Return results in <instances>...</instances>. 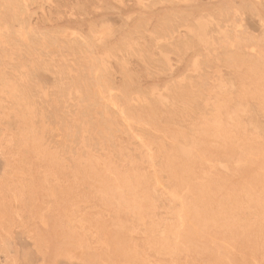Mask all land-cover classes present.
<instances>
[{"label":"rangeland","instance_id":"obj_1","mask_svg":"<svg viewBox=\"0 0 264 264\" xmlns=\"http://www.w3.org/2000/svg\"><path fill=\"white\" fill-rule=\"evenodd\" d=\"M0 18V264H264L247 207L264 198V0H0ZM143 144L157 168L200 149L205 194L114 178L150 174Z\"/></svg>","mask_w":264,"mask_h":264},{"label":"bare ground","instance_id":"obj_2","mask_svg":"<svg viewBox=\"0 0 264 264\" xmlns=\"http://www.w3.org/2000/svg\"><path fill=\"white\" fill-rule=\"evenodd\" d=\"M3 5V4H2ZM4 6V5H3ZM6 6V5H5ZM17 10V9H16ZM15 10V11H16ZM6 15H7V13H5ZM16 14V13H15ZM3 17H4V15H3ZM2 18V17H1ZM0 18V19H1ZM1 22H3L2 20H1ZM0 26H2V25H0ZM5 27V26H4ZM17 37V36H16ZM32 41V40H31ZM0 52H2L1 50H0ZM32 52H34V50L32 51ZM3 53V52H2ZM6 57V56H5ZM0 59H1V57H0ZM15 86V85H14ZM17 86V85H16ZM237 88H239V87H237ZM254 88V87H253ZM264 89V88H263ZM23 90H26V89H23ZM204 90V89H203ZM237 90V89H236ZM242 90V89H241ZM257 90V89H256ZM15 91V90H14ZM205 91V90H204ZM239 91V90H238ZM17 92V91H16ZM262 92V91H261ZM10 94V93H9ZM23 94V93H22ZM30 94H31V92H30ZM175 95H177V94H175ZM193 94L191 93V95L190 96H192ZM197 96V95H196ZM216 96V95H215ZM217 97V96H216ZM199 98V97H198ZM201 98V97H200ZM226 98V97H225ZM109 99V98H108ZM181 99V98H180ZM210 99V98H209ZM112 100V99H111ZM108 101V100H107ZM175 101V100H174ZM184 101H185V99H184ZM189 101V100H188ZM206 101V100H205ZM238 101V100H237ZM100 102V101H99ZM113 102V101H112ZM124 102V101H123ZM183 102V101H182ZM187 102V101H186ZM214 102V101H213ZM240 102V101H239ZM23 103V102H22ZM97 103V102H96ZM108 103V102H107ZM117 103V102H116ZM184 103V102H183ZM196 103V102H195ZM27 104H29V103H27ZM57 104V103H56ZM66 104V103H65ZM69 104V103H68ZM86 104V103H85ZM198 104V103H197ZM205 104H206V102H205ZM247 104V103H246ZM11 105V104H10ZM31 105V104H30ZM33 105V104H32ZM92 105H94L93 103H92ZM110 105V104H109ZM149 105V104H148ZM192 105V104H191ZM24 106V105H23ZM98 106V105H97ZM113 106V105H112ZM136 106V105H135ZM188 106V105H187ZM232 106V105H231ZM12 107V106H11ZM25 107V106H24ZM75 107H77V106H75ZM92 107V106H91ZM101 107V106H100ZM111 107V106H110ZM233 107V106H232ZM262 107V106H261ZM260 107V108H261ZM68 108H70V107H68ZM73 108H74V106H73ZM102 108V107H101ZM60 109V108H59ZM92 109V108H91ZM142 109V111L145 113V114H152V112L150 111V110H153L154 108L153 107H150L148 110V112H150V113H147L146 111V109H144L143 107L141 108ZM169 109V108H168ZM202 109V108H201ZM16 110V109H15ZM25 110H27V109H25ZM88 110H89V108H88ZM94 110V109H93ZM97 110V109H96ZM108 110V109H107ZM146 110V111H145ZM247 110V109H246ZM261 110V109H260ZM259 110V111H260ZM12 111V110H11ZM101 111H103V110H101ZM130 111H131V105L129 104V102H125V104H124V106L122 107V109H121V112H122V115H123V122L126 124V127H127V129L130 131L131 130V132L133 133V131H132V123L134 124V123H138V122H142L143 121V117L142 116H132V115H130ZM17 112V111H16ZM55 112V111H54ZM22 113V112H21ZM95 113V112H94ZM94 113H93V115H94ZM109 113V112H108ZM111 113V112H110ZM244 113V112H243ZM260 113V112H259ZM34 114V113H33ZM99 114V113H98ZM245 114V113H244ZM262 114H263V112H262ZM12 115H14L13 113H12ZM100 115V114H99ZM105 115V114H104ZM110 115H112V113L110 114ZM8 116V115H7ZM65 116V115H64ZM83 116V115H82ZM108 116H109V114H108ZM148 116V115H147ZM239 116V115H238ZM110 117V116H109ZM154 117V116H153ZM70 118V117H69ZM82 118V117H81ZM91 118V117H90ZM209 118H211V117H209ZM208 118V119H209ZM246 118V117H245ZM32 119V118H31ZM75 119V118H74ZM111 119V118H110ZM170 119V118H169ZM176 119V118H175ZM184 119V118H183ZM203 119V118H202ZM235 120H236V117L234 118ZM79 120V119H78ZM168 120V119H167ZM173 120V119H172ZM255 120V119H254ZM82 121H83V119H82ZM95 121V120H94ZM148 121H149V118H148ZM169 121V120H168ZM80 122V121H79ZM103 122V121H102ZM101 122V123H102ZM26 123V122H25ZM97 123V122H96ZM117 123V122H116ZM183 123V122H182ZM243 123V122H242ZM90 124V123H89ZM97 124H100V122H98ZM111 124V123H110ZM22 125H23V123H22ZM27 125H30V124H26V126ZM62 125V124H61ZM67 125L69 126V123H67ZM137 125V124H136ZM163 125H166V124H163ZM232 125V124H231ZM88 126V125H87ZM95 126V125H94ZM112 126V125H111ZM167 126V125H166ZM170 126V125H169ZM24 127V126H23ZM79 127V126H78ZM258 127V126H257ZM67 128V127H66ZM69 128V127H68ZM71 128V127H70ZM83 128V127H82ZM88 128H90V127H88ZM95 128H96V126H95ZM99 128V127H98ZM135 128V127H134ZM255 128V127H254ZM104 129V128H103ZM108 129V128H107ZM117 129V128H116ZM29 130V129H28ZM91 130H92V128H91ZM94 130V129H93ZM123 130V129H122ZM139 130V129H138ZM182 130V129H181ZM255 130V129H254ZM53 131V130H52ZM76 131V130H75ZM103 131V130H102ZM108 131V130H107ZM83 132V131H82ZM89 132V131H88ZM93 132V131H92ZM134 132H135V130H134ZM28 133V132H27ZM43 133V132H42ZM41 133V134H42ZM109 133V132H108ZM115 133H117V132H115ZM121 133V132H120ZM187 133V132H186ZM205 133H206V131H205ZM29 134V133H28ZM36 134V133H35ZM87 134V133H86ZM93 134V133H92ZM112 134V133H111ZM30 135V134H29ZM83 135V134H82ZM91 135V134H90ZM99 135V134H98ZM124 135V134H123ZM137 135H138V133H137ZM141 135V134H140ZM173 135L174 134H172L171 136L173 137ZM78 136H80V135H78ZM107 136V135H106ZM121 136V135H120ZM119 136V137H120ZM125 136V135H124ZM146 136V135H145ZM108 137V136H107ZM127 137V136H126ZM150 137V136H149ZM259 137H260V135H259ZM33 138V137H32ZM97 138H99L98 136H97ZM109 138V137H108ZM222 138V137H221ZM258 138V137H257ZM12 139V138H11ZM34 139V138H33ZM112 139V138H111ZM13 140V139H12ZM26 140H28L29 141V139H26ZM37 140H40V139H37ZM98 140V139H97ZM100 140V139H99ZM106 140V139H105ZM119 140V139H118ZM126 140V139H125ZM129 140V139H128ZM142 140V139H141ZM140 140V141H141ZM146 140V139H145ZM149 140V139H148ZM163 140V139H162ZM264 140V139H263ZM14 141V140H13ZM42 141V140H41ZM109 141V140H108ZM111 141V140H110ZM117 141V140H116ZM121 141V140H120ZM150 141H151V139H150ZM153 141V140H152ZM164 141V140H163ZM229 141V140H228ZM261 141V140H260ZM99 142V141H98ZM105 142V141H104ZM123 142V141H122ZM129 142H131V141H129ZM205 142V141H204ZM263 142V141H262ZM14 143V142H13ZM18 143V142H17ZM106 143V142H105ZM105 143L103 144L104 146H105ZM145 143H147V142H145ZM152 143H154V142H152ZM203 143V142H202ZM212 143H213V141H212ZM217 143V142H216ZM264 143V142H263ZM101 144H102V142H101ZM108 144V143H107ZM113 144V143H112ZM119 144H120V142H119ZM156 144V143H155ZM159 144V143H158ZM162 144H163V142H162ZM172 144V143H171ZM174 144V143H173ZM188 144V143H187ZM24 145V144H23ZM152 145V144H151ZM220 145V144H219ZM226 145V144H225ZM249 145V144H248ZM159 146H160V144H159ZM201 146V145H200ZM222 146V145H221ZM31 147H33V146H31ZM113 147V146H112ZM143 147L145 148V150H146V155H145V157H146V159H148V161L151 163L150 165H151V168H152V170L150 171V174H148L147 173V175H144V174H133V175H129V174H126V173H117V174H115L114 173V178H116L117 180H121V181H124V182H128L129 180H135V181H140V182H151L152 184H154V186L156 185L157 187L158 186H160V187H164V189H165V192L168 194V195H170L172 198H177V197H179L180 196V194L177 192V190H175V186H177V185H181V186H186L187 187V189H188V191H191V192H193V190H194V192H195V194L197 195V196H200L201 197V194L203 195V194H205V191H204V188H203V184H201V171L199 172V173H197V171H196V166H195V164L193 163V161L196 159V158H199V159H201V150L200 149H192V150H185L184 151V154L186 155V160H187V162L186 163H184V164H180V163H178V161H176V155H177V153H176V151H175V149H171L170 150V152H169V154H168V156H167V162H166V164L164 165V166H162V167H160V168H157V166L155 165V163H154V161H155V157H154V154H152V152H151V149L146 145V144H143ZM152 147V146H151ZM185 147V146H184ZM197 147V146H196ZM239 147H241V146H239ZM27 148V147H26ZM138 148V147H137ZM158 148V147H157ZM168 148V147H167ZM187 148H189V147H187ZM223 148V147H222ZM16 149V148H15ZM20 149V148H19ZM109 149H111V148H109ZM166 149V148H165ZM180 149V148H179ZM185 149H186V147H185ZM112 150V149H111ZM157 150V149H156ZM87 151H89L90 152V150H87ZM114 151V150H113ZM127 151V150H126ZM139 151V150H138ZM164 151V150H163ZM166 151H169V150H167L166 149ZM52 152V151H51ZM95 152V151H94ZM115 152V151H114ZM118 152V151H117ZM140 152V151H139ZM183 152V151H182ZM91 153H92V151H91ZM95 153H98V152H95ZM104 153H106V152H104ZM112 153V152H111ZM124 153V152H123ZM125 153H127V152H125ZM168 153V152H167ZM238 153V152H237ZM142 155H143V152L141 153ZM160 154V153H159ZM183 154V155H184ZM248 154V153H247ZM36 155H37V153H36ZM129 155V154H128ZM141 155V156H142ZM74 156H76V155H74ZM80 156V155H79ZM81 156H83V154L81 155ZM81 156H80V158H81ZM109 156H111V155H109ZM113 156H115V155H113ZM124 156V155H123ZM159 156V155H158ZM21 157V156H20ZM100 157V156H99ZM161 157V156H160ZM229 157H230V155H229ZM264 157V156H263ZM40 158V157H39ZM85 158V157H84ZM108 158V157H107ZM118 158H119V156H118ZM124 158V157H123ZM232 158V157H231ZM79 159V158H78ZM96 159V158H95ZM94 159V160H95ZM115 159H117V158H115ZM127 159V158H126ZM126 159L123 161L124 163H125V161H126ZM130 159V158H129ZM145 159V160H146ZM102 160H104V159H102ZM157 160V159H156ZM87 161V160H86ZM88 161H89V158H88ZM93 161V160H92ZM115 161V160H114ZM79 162H81V161H79ZM84 162V161H83ZM82 162V163H83ZM89 162H91V161H89ZM95 162V161H94ZM98 162V161H97ZM104 162H105V160H104ZM103 162V164H105ZM161 162H162V160H161ZM164 162V161H163ZM108 163V162H107ZM111 163V162H110ZM244 163V162H243ZM5 164V163H4ZM81 164V163H80ZM90 164V163H89ZM89 164H87V165H89ZM96 164H98V163H96ZM109 164V163H108ZM119 164V163H118ZM129 164V163H128ZM137 164V163H136ZM148 164V163H147ZM228 164V163H227ZM245 165H246V163H244ZM83 165V164H82ZM92 165H94V164H92ZM149 165V164H148ZM149 165V166H150ZM157 165H161V163L160 164H157ZM179 165V166H178ZM236 165V164H235ZM95 166V165H94ZM123 166H126V165H123ZM81 167V166H80ZM79 167V168H80ZM90 167V166H89ZM113 167V166H112ZM120 167H121V165H120ZM127 167V166H126ZM230 167V166H229ZM240 167H242V166H240ZM82 168V167H81ZM91 168V167H90ZM97 168V167H96ZM103 168H104V166H103ZM149 168V167H148ZM61 169H63V168H61ZM113 169V168H112ZM121 169V168H120ZM128 169V168H127ZM134 169H135V167H134ZM138 169V168H137ZM212 169V168H211ZM211 169H209V171L211 170ZM93 170V169H92ZM133 170V169H132ZM81 171V170H80ZM89 171V170H88ZM72 172H73V170H72ZM74 172H76V171H74ZM78 172V171H77ZM110 172H111V170H110ZM121 172V171H120ZM211 172V171H210ZM88 173V172H87ZM92 173H93V171H92ZM97 173V172H96ZM130 173V172H129ZM136 173V172H135ZM75 174V173H74ZM100 174V173H99ZM131 174V173H130ZM50 175V174H49ZM73 175V174H72ZM103 175V174H102ZM110 175V174H109ZM109 175H107V176H109ZM73 178V177H72ZM80 178H82V177H80ZM105 178V177H104ZM79 180V179H78ZM98 180V179H97ZM108 180V179H107ZM46 181H47V179H46ZM95 181V180H94ZM104 181H105V179H104ZM113 181V180H112ZM115 181V180H114ZM120 181V182H121ZM76 182H77V180H76ZM83 182V181H82ZM119 182V183H120ZM203 182V181H202ZM72 183V182H71ZM90 183V182H89ZM97 183V182H96ZM107 183V182H106ZM110 183V182H109ZM46 184V183H45ZM108 184V183H107ZM107 184H106V186H107ZM117 184V183H116ZM93 185V184H92ZM114 185V184H113ZM132 185V184H131ZM98 186V185H97ZM105 186V185H104ZM118 186V185H117ZM127 186H129V185H127ZM92 187V186H91ZM99 187V186H98ZM113 187V186H112ZM134 187V186H133ZM143 187V186H142ZM82 188H84V187H82ZM82 188H81V190H82ZM85 189V188H84ZM101 189H102V187H101ZM126 189V188H125ZM136 189V188H135ZM159 189V188H158ZM163 189V188H162ZM89 190V189H88ZM91 190H94V189H91ZM181 190V189H180ZM124 191V190H123ZM74 192V191H73ZM84 192V191H83ZM86 192V191H85ZM94 192H96L95 190H94ZM138 192V191H137ZM164 192V191H163ZM193 192V193H194ZM82 193V192H81ZM96 193H98V192H96ZM100 193V192H99ZM103 193V192H102ZM160 193V192H159ZM76 194V193H75ZM78 194V193H77ZM107 194V193H106ZM138 194H139V192H138ZM248 194V193H247ZM80 195V194H79ZM121 195V194H120ZM128 194H126V196H127ZM131 195H133V194H130V196ZM164 195H165V193H164ZM233 195V194H232ZM74 196V195H73ZM99 196V195H98ZM135 196V195H134ZM142 196V195H141ZM141 196H140V199H141ZM160 196V195H159ZM161 196H162V193H161ZM111 197V196H110ZM116 197H118V196H116ZM123 197V196H122ZM128 197V196H127ZM76 198V197H75ZM78 198V197H77ZM109 198V197H108ZM114 198V197H113ZM137 198V197H136ZM153 198V197H152ZM166 198V197H165ZM172 198H170V199H172ZM232 198V197H231ZM99 199H100V197H99ZM123 199H124V197H123ZM123 199H122V201H123ZM138 199V198H137ZM144 199V198H143ZM163 199V198H162ZM93 200V199H92ZM133 200V199H132ZM80 201V200H79ZM84 201H86V200H84ZM99 201V200H98ZM97 201V202H98ZM125 201V200H124ZM139 201V200H138ZM167 201H168V199H167ZM180 201V200H179ZM87 202V201H86ZM90 202V201H89ZM92 202V201H91ZM103 202H105V200H103ZM130 202V201H129ZM150 202V201H149ZM249 204L247 205V207H249L250 208V206L251 205H255V207H261L262 209V211L260 212V213H255V215L253 216L254 218L256 217V221H249V227H248V230H249V232H253V231H258V232H260L261 233V235H262V237H263V240H264V198H250L248 201H247ZM99 203H100V201H99ZM113 203V202H112ZM120 203H121V201H120ZM136 203H138V202H136ZM153 203V202H152ZM161 203V202H160ZM180 203V202H179ZM93 204V203H92ZM105 204V203H104ZM135 204V203H134ZM163 204V203H162ZM169 204V203H168ZM89 205H90V203H89ZM119 205V204H118ZM128 205V204H127ZM136 205V204H135ZM140 205V204H139ZM167 205V204H166ZM160 206H162L161 204H160ZM168 206V205H167ZM170 206V205H169ZM188 206V205H187ZM133 207V206H132ZM140 207V206H139ZM175 207H176V205H175ZM189 207V206H188ZM127 208V207H126ZM156 208V207H155ZM162 208V207H161ZM75 209V208H74ZM86 209V208H85ZM128 209V208H127ZM126 209V210H127ZM151 209H152V207H151ZM172 209H174V208H172ZM77 210V209H76ZM112 210V209H111ZM124 210V209H123ZM132 210V209H131ZM162 210V209H161ZM160 210V208H159V211H161ZM114 211V210H113ZM125 211V210H124ZM117 212V211H116ZM127 212V211H126ZM136 212V211H135ZM170 212V211H169ZM252 212V211H251ZM112 213V212H111ZM114 213H115V211H114ZM120 213V212H119ZM132 213V212H131ZM161 214H163L162 212H160ZM172 213V212H171ZM176 213V212H175ZM174 213V214H175ZM184 213H185V211H184ZM248 213V212H247ZM125 214V213H124ZM145 214V213H144ZM169 214V213H168ZM72 215V214H71ZM137 215V214H136ZM186 216H187V214H185ZM214 215V214H213ZM249 215V214H248ZM115 216H117V215H115ZM109 217H111V216H109ZM171 217V216H170ZM177 217H178V215H177ZM176 217V218H177ZM252 217V218H253ZM66 218V217H65ZM85 218V217H84ZM90 218V217H89ZM112 218V217H111ZM251 218V219H252ZM92 219V218H91ZM113 219V218H112ZM138 220H139V218H137ZM141 219V218H140ZM178 219V218H177ZM114 220H116V219H114ZM129 220V219H128ZM188 220V219H187ZM202 220V219H201ZM118 221V220H117ZM123 222H125L124 221V219L122 220ZM121 221V222H122ZM137 221V220H136ZM189 222V221H188ZM195 222V221H194ZM95 223V222H94ZM110 223V222H109ZM161 223H162V221H161ZM198 223V222H197ZM101 224V223H100ZM124 223H122V224H120V225H123ZM136 224V223H135ZM144 224V223H143ZM157 224V223H156ZM186 224V223H185ZM255 224V225H254ZM88 225V224H87ZM102 225V224H101ZM117 225V224H116ZM126 226H127V224H125ZM130 225V224H129ZM140 225V224H139ZM153 225V224H152ZM160 225V224H159ZM162 225V224H161ZM178 225V224H177ZM187 225V224H186ZM202 225V224H201ZM254 225V228L252 227ZM99 226V225H98ZM115 226V225H114ZM124 226V225H123ZM179 226V225H178ZM101 227H104V226H101ZM120 227V226H119ZM172 227V226H171ZM74 228V227H73ZM99 228V227H98ZM127 228V227H126ZM129 228V227H128ZM127 228V229H128ZM141 228H143V226L141 227ZM158 228V227H157ZM175 228V227H174ZM173 228V229H174ZM240 228V227H239ZM135 230H136V228H134ZM159 229V228H158ZM162 229H164V231L166 230L165 228H162ZM180 229V228H179ZM75 230V229H74ZM96 230V229H95ZM104 230V229H103ZM102 230V231H103ZM181 230V229H180ZM188 230V229H187ZM94 231V230H93ZM99 231H101V230H99ZM145 231V230H144ZM174 231V230H173ZM177 231V230H176ZM189 231V230H188ZM243 231V230H242ZM97 232V231H96ZM103 233V232H102ZM149 233V232H148ZM167 233V232H166ZM177 233V232H176ZM195 233V232H194ZM209 233V232H208ZM104 234V233H103ZM187 234V233H186ZM210 234V233H209ZM213 235V234H212ZM103 236V235H102ZM143 236V235H142ZM176 236V235H175ZM192 236V235H191ZM199 236V235H198ZM129 237V236H128ZM177 237V236H176ZM200 237V236H199ZM209 237V236H208ZM181 238V237H180ZM197 238V237H196ZM210 238V237H209ZM208 238V239H209ZM154 239V238H153ZM159 239V238H158ZM185 239V238H184ZM200 239V238H199ZM187 240V239H186ZM200 240H202V239H200ZM212 240V239H211ZM208 241V240H207ZM203 242V241H202ZM187 243V242H186ZM197 243V242H196ZM200 244V243H199ZM198 244V245H199ZM214 244H216V243H214ZM203 245V244H202ZM201 245V246H202ZM200 246V245H199ZM205 246V245H204ZM206 246H207V244H206ZM203 247V246H202ZM207 248V247H206ZM216 248V247H215ZM217 249V248H216ZM221 249V248H220ZM199 251H200V249H199ZM205 251V250H204ZM237 252V251H236ZM229 253V252H228ZM227 253V254H228ZM231 254V253H230ZM229 254V255H230ZM71 255V254H70ZM69 255V256H70ZM87 255V254H86ZM111 256V255H110ZM227 256V255H226ZM238 256H239V254H238ZM91 257V256H90ZM99 257V256H98ZM243 257H244V254H243ZM242 257V258H243ZM250 258V257H249ZM92 259V258H91ZM238 259V258H237ZM241 259V258H240ZM247 259V258H246ZM251 259V258H250ZM93 260V259H92ZM245 260V259H244ZM112 261V260H111ZM257 261V260H256ZM113 262V261H112ZM80 263V262H79ZM86 263V262H85ZM87 264V263H86ZM247 264H248V262H247Z\"/></svg>","mask_w":264,"mask_h":264}]
</instances>
